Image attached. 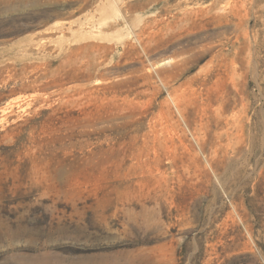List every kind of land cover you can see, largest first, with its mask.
<instances>
[{"label":"rangeland","instance_id":"374dc122","mask_svg":"<svg viewBox=\"0 0 264 264\" xmlns=\"http://www.w3.org/2000/svg\"><path fill=\"white\" fill-rule=\"evenodd\" d=\"M0 264H264V0H0Z\"/></svg>","mask_w":264,"mask_h":264}]
</instances>
